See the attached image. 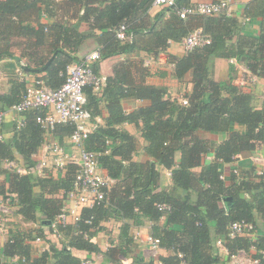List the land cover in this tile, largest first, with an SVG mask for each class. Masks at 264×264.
<instances>
[{"label":"trees","instance_id":"1","mask_svg":"<svg viewBox=\"0 0 264 264\" xmlns=\"http://www.w3.org/2000/svg\"><path fill=\"white\" fill-rule=\"evenodd\" d=\"M70 1L83 5L81 18L89 25L87 31L78 32V25L68 27L58 21L49 25L30 24L32 13L43 8L48 11L54 5L53 0H0V59L13 55V46L19 47L21 55L27 59L21 67L26 74L25 67L40 69L57 52L41 72L45 84L56 88L65 80L66 65L81 60L68 51L78 50L91 36L99 45L101 59L137 47L156 54L164 51L169 41H180L194 28H201L210 42L187 50L183 56L168 55L175 78L190 74L192 88L183 94L186 104L176 98H165L161 86L133 82L127 73L118 75L117 69L115 77L105 79L99 91L101 95L93 92L90 85L84 87L87 107L93 116L100 114L98 102L106 98L107 117L105 125L96 123L84 138L83 146L99 152V166L114 182L102 201L82 207L77 220L58 226L68 237L67 244L50 245L49 250L33 256L30 244L25 241L31 239V233L10 231V240L4 243L2 254L17 256L18 264H80V258L70 250L76 248L102 253L105 260L122 264L117 262L115 254L126 255L130 251L129 221L137 224L146 221L150 235L158 238L159 247L168 254L148 260L136 255L132 264H218L221 262L215 249L218 237L224 238L229 254L241 249L248 251L253 246L256 252L252 255L258 259L257 264H264V174L254 172L258 180H253L252 174L237 176L231 172L229 184L220 177L221 161L230 162L242 152L264 147V101L256 108L251 104L249 93L231 82L217 81L211 75V60L218 56L236 58L252 73L264 77V0H249L243 6V16L261 18L256 37L241 34V25L233 14H192L181 18L173 7H165L147 24L144 17L153 0ZM193 2L176 0L178 7ZM163 11L169 12L168 19L162 18ZM121 25L126 26V34L131 36L125 42L116 38ZM96 30L99 34H95ZM97 63L92 64L96 73ZM14 81L11 92L0 96L6 105L0 107L1 110H7L18 100L22 83ZM127 96L146 101V105L123 114L120 100ZM46 112V108L20 112L24 115L22 124L10 139L0 140V164L19 156L23 162L20 166L26 170L20 173L4 169L7 185L0 181V194L14 193L16 212L24 220L50 227L62 203L54 195L71 187L76 168L67 164L64 174L58 177L52 173L38 177L32 172L36 163L33 154L47 134L37 118H42ZM124 122L135 123L148 141L145 147L148 160L133 159L134 136L117 127ZM73 129L72 124L57 123L50 132L60 142ZM207 132L226 136L216 142L203 135ZM211 153L214 159L205 160L204 156ZM157 166L170 171L172 185L169 188L159 185L161 172ZM161 203L167 204L168 210L158 209ZM163 215L164 225H159ZM110 218L122 221L121 244L103 252L92 238L103 229L102 222ZM238 220L251 222L255 236L226 238L228 225ZM210 223L214 225L215 239L211 238Z\"/></svg>","mask_w":264,"mask_h":264},{"label":"crops","instance_id":"2","mask_svg":"<svg viewBox=\"0 0 264 264\" xmlns=\"http://www.w3.org/2000/svg\"><path fill=\"white\" fill-rule=\"evenodd\" d=\"M194 2L197 1H211V0H191ZM232 3L233 16H236L239 24L241 25L240 33L245 36L256 37L260 31V17L251 18L249 20H244L243 17V6L249 0H230ZM54 5L49 10L46 11L45 8L40 11H35L32 13L30 24L37 26L38 23H43L49 25L53 21L62 22L65 26H75L78 25V32H85L89 29V25L87 22L82 21V13L84 11V7L81 3H75L70 0H53ZM163 8L160 6L152 5L145 17L147 24L153 19L155 14L162 11ZM163 19H168L169 12L163 11ZM95 34H99V31H94ZM117 38V37H116ZM118 39V38H117ZM14 40V39H13ZM18 40V39H17ZM120 40V39H119ZM129 40V38H128ZM121 42H125V40H120ZM99 45L97 44L95 37L91 36L84 40L78 50H70L69 54L75 56L78 60H80L85 54L98 50ZM186 49L182 46L180 41H169L166 49L164 51H159L156 54L153 52H149L143 49L134 48L129 52L116 53L107 57L102 58L97 61V73L104 77L105 79L110 76L115 77V69L119 70L118 75L122 73H127L128 79L133 82H142L154 86H161L164 88V97L171 98H180L183 97L184 92H188L192 88V83L190 82V74H186L183 78H175L172 75L173 65L169 63L168 55L173 54L176 56H183L186 53ZM11 52L13 55H5L0 59V96H5L11 92V88L13 83L15 82L13 77L15 75L16 67L20 60L24 62L27 59L21 55V50L17 46H13L11 48ZM57 52H54L52 56L49 58L50 62L55 57ZM21 55V57H20ZM232 58H224V57H213L211 60V75L217 81H225L231 82L234 85L239 86L241 90L247 92L251 96V104L260 108L264 101V77L258 76L252 73L241 61L237 60V63H233L231 61ZM48 60V61H49ZM47 61V62H48ZM49 62V63H50ZM48 63V65H49ZM45 63L38 71L28 70L25 77L32 79L35 77L42 78V73L44 69L48 66ZM122 67L118 69V67ZM29 68V67H28ZM37 69V68H31ZM31 71V72H30ZM252 74V76L250 75ZM256 75V76H255ZM253 76H255V80H253ZM118 85V84H117ZM117 90V89H115ZM101 91V90H100ZM101 95L99 92L98 96ZM2 100V99H0ZM3 101V100H2ZM0 101V107L6 106L4 101ZM106 98H102L98 102V107L100 109V114L97 116L99 120L96 122L100 125H105V119L107 117L106 110ZM146 105V101L137 99L133 96L122 97L120 100V106L123 114H128L133 112L140 107ZM24 119V115L22 113H17L13 111L6 110L5 119L2 124V133L4 135V139H10L18 126L22 124ZM118 128H123L130 134L134 136L135 139V150L132 153V157L136 161H146L148 160V155L145 152V147L148 144V141L143 138L140 134L139 128L133 122H124L121 125L117 126ZM50 136L44 134V139L47 137L49 140L56 139L51 132ZM203 135L208 136L209 138L215 140L216 142L221 141L226 134L225 133H203ZM43 139V141H44ZM69 138L65 135L64 138L60 141L63 145H65L66 150H70L73 147L69 144ZM43 143V142H42ZM42 151V144L38 148L37 152L33 154V158L35 160L38 159ZM259 156L261 160L259 162L254 161V157ZM179 158V154H176V159ZM205 160L211 161L213 158V154H209L208 156H204ZM16 162H15V161ZM14 160H10L15 162L17 165L22 166V160L19 156H16ZM21 163V164H20ZM20 166V167H21ZM222 174L224 176V181L226 184L230 183V177L232 168H238L240 174H252L253 180H258L257 177H254L253 174L258 173V170L264 171V147L259 146L256 149L248 152H242L238 154L234 159L230 162H224L221 165ZM24 168V167H23ZM158 170L161 172V180L159 181V185L161 188L166 187L169 188L172 185L170 171L162 166H157ZM9 170L5 167L4 163L0 164V181L5 182L7 185V181H5V170ZM25 169V168H24ZM33 170V169H32ZM196 170H199L197 168ZM26 173V170L25 172ZM54 177L62 176L64 171H56L52 172ZM5 192L4 194H6ZM64 191H58L54 196L58 197L62 200L64 196ZM4 194H0V199L4 196ZM14 194V193H13ZM62 202V201H61ZM17 207L15 206V194L13 195L11 210L7 215L9 230L12 233H22L29 232L32 236L31 239H25L31 246L30 252L33 256H39L43 251L49 250L50 245H54L56 247H62L64 244H67L68 237L63 235L61 231H54L48 226H39L37 223L32 221H26L19 215L17 212ZM142 221V220H141ZM165 216H161L158 221L159 225H164ZM70 223V222H69ZM122 221L115 220L113 218L107 219L102 222L103 229L96 233V235L92 238L97 246L104 252L108 247L117 246L121 244L120 238V228ZM129 229L128 236L131 237V243L128 244L130 251L123 255L120 253L121 258L120 262L122 264H132L133 256L140 255L144 258V260H148L150 258L157 259L159 255L165 256L168 252L162 248H158L154 255L153 251H151L150 246L148 244L149 233V223L141 222L134 223L133 221H129ZM264 230V226L262 227ZM210 231L211 238L215 239L214 234V225L210 223ZM255 236V234H254ZM253 236V237H254ZM39 238V240H36ZM5 241L2 239L0 235V256L2 255L3 261L0 264H18L17 260H14L13 257L11 259L10 256H6L2 254V249ZM69 248V247H68ZM71 253L78 257H93L95 258L99 264H114L110 260H105L102 253H88L87 251L70 248ZM219 258L221 262L218 264H225L227 259V252L225 250L219 248ZM117 260V258H116ZM119 260H117L118 262ZM53 262V261H51ZM185 264V263H181Z\"/></svg>","mask_w":264,"mask_h":264},{"label":"built area","instance_id":"3","mask_svg":"<svg viewBox=\"0 0 264 264\" xmlns=\"http://www.w3.org/2000/svg\"><path fill=\"white\" fill-rule=\"evenodd\" d=\"M153 5L165 7H173L181 18H185L192 14H218L224 13L231 16L234 8L230 0H211L197 1L188 6L178 7L176 0H153ZM244 17V20H249V17ZM126 26L121 25L116 31V37L120 40L130 39L131 36L126 34ZM182 46L186 49L200 47L210 42V38L203 34L201 28L192 29L186 36L180 40ZM101 60L98 50H93L85 54L80 61L71 62L65 68V80L56 87L50 88L40 77L29 79L24 76L21 70L25 66V62L20 60L16 67L14 80L18 81L22 86L19 91L18 100L9 106L8 110L20 113L30 108H46L47 112L42 118H37L38 121L47 129V136H50V131L57 123L72 124L73 131L68 136L69 144L73 147L70 150L65 149V145L57 139L47 137L42 143V151L32 172L43 177L53 171H64L67 164L75 166V175L71 187L65 191L62 198L61 208L58 214L50 222L51 228L56 231L59 225H65L75 221L79 217V211L82 207L92 206L99 203L105 198L106 190L113 184L114 179L111 178L99 166V152L86 150L83 146V140L94 129L98 116H93L91 110L87 107V96L84 92V87L90 85L92 91L99 93L104 85L105 78L97 74L92 64L95 61ZM233 63H237L236 58H232ZM252 76V74H250ZM256 76V75H255ZM253 76V80H255ZM178 100L186 104L187 99L180 97ZM6 110L0 109V140L3 139L2 124L5 119ZM109 143V140H106ZM208 156V155H206ZM205 156V157H206ZM237 156V155H236ZM235 156V157H236ZM234 157V158H235ZM233 158V159H234ZM254 161L259 162L261 158L256 156ZM6 168L23 173L25 169L20 167L15 162L10 160L3 161ZM223 164L224 162L221 161ZM235 175H240L238 168H232ZM258 174H264L258 171ZM224 178L223 174L220 176ZM13 193L7 192L0 199V235L6 242L10 240V230L8 226L7 215L11 210ZM158 209L168 210L169 206L165 203L158 204ZM255 234V226L251 222L245 220L233 221L228 225L226 238L235 236L253 237ZM39 240V238H36ZM148 244L153 254L159 248L158 238L148 237ZM215 244L219 248L227 252L225 264H257L258 259L252 254L255 253V248L250 247L248 251L238 250L234 254H229L224 247V238L218 237L215 239ZM12 259V257H11ZM14 260H18L17 256H13ZM12 259V260H13ZM3 261L0 256V263ZM80 264H99L93 257H83L80 259ZM160 264V263H159Z\"/></svg>","mask_w":264,"mask_h":264},{"label":"rangeland","instance_id":"4","mask_svg":"<svg viewBox=\"0 0 264 264\" xmlns=\"http://www.w3.org/2000/svg\"><path fill=\"white\" fill-rule=\"evenodd\" d=\"M258 171H262L263 173H264V171L263 170H258ZM52 173V172H51ZM50 174V173H49ZM48 174H46V176H47ZM254 236V235H253ZM215 249H216V251L217 252H220V250H219V247L218 246H216V244H215ZM115 256H116V258H117V260H119L120 261V258H121V255H120V252H116V254H115ZM142 257V256H141ZM143 258V257H142ZM135 259V258H134ZM144 259V258H143Z\"/></svg>","mask_w":264,"mask_h":264},{"label":"water","instance_id":"5","mask_svg":"<svg viewBox=\"0 0 264 264\" xmlns=\"http://www.w3.org/2000/svg\"><path fill=\"white\" fill-rule=\"evenodd\" d=\"M49 62H50V60L47 62L46 65H48ZM25 69H27V70H31V71H38V69H31V68H28V67H25Z\"/></svg>","mask_w":264,"mask_h":264}]
</instances>
